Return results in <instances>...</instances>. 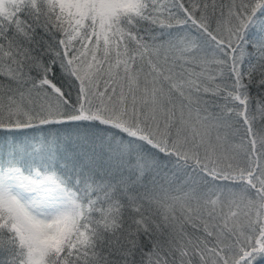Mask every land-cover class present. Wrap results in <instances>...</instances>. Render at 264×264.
Segmentation results:
<instances>
[{"label":"snow or ice","instance_id":"6c2138e0","mask_svg":"<svg viewBox=\"0 0 264 264\" xmlns=\"http://www.w3.org/2000/svg\"><path fill=\"white\" fill-rule=\"evenodd\" d=\"M0 264H264V0H0Z\"/></svg>","mask_w":264,"mask_h":264}]
</instances>
